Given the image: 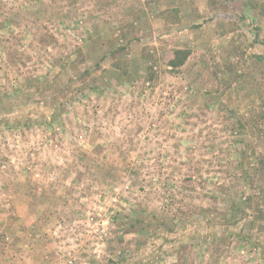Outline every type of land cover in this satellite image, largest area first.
<instances>
[{
  "label": "rangeland",
  "instance_id": "1",
  "mask_svg": "<svg viewBox=\"0 0 264 264\" xmlns=\"http://www.w3.org/2000/svg\"><path fill=\"white\" fill-rule=\"evenodd\" d=\"M0 264H264V0H0Z\"/></svg>",
  "mask_w": 264,
  "mask_h": 264
},
{
  "label": "trees",
  "instance_id": "2",
  "mask_svg": "<svg viewBox=\"0 0 264 264\" xmlns=\"http://www.w3.org/2000/svg\"><path fill=\"white\" fill-rule=\"evenodd\" d=\"M123 48H121L120 50L117 51V53L119 51H125L126 47L122 46ZM116 53H114L115 55ZM190 55L189 51H182V50H178L174 53V57L173 59L169 62V66L173 68V70H177L180 67H182L185 62L187 61L188 57ZM98 67V66H97ZM114 69V68H113ZM101 69H94V70H87L86 76L88 75H94L96 72L100 71ZM95 73H94V72ZM114 72V71H113ZM115 73V72H114ZM115 73V79H117L119 82L123 81V82H127L131 80V76H128V72H125L123 74H121L120 76ZM128 77V78H125ZM120 215V212H116V215ZM123 225H125L127 228L124 229V231L127 234H131V233H139V234H143V235H152L149 232L147 233L146 230L149 229V227H155V229H153V233L156 236L157 232H159V229H164L166 233L168 234H175L178 229V225L176 224V218L171 217V216H161L158 217L156 215L153 214H149L148 216H145L144 218L141 217V215L136 212L133 211V214L131 213H123ZM154 223V224H153ZM156 223V224H155ZM147 233V234H146Z\"/></svg>",
  "mask_w": 264,
  "mask_h": 264
}]
</instances>
